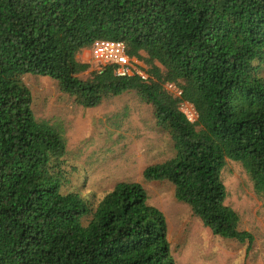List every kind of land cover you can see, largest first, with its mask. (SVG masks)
I'll use <instances>...</instances> for the list:
<instances>
[{
  "label": "trees",
  "instance_id": "trees-1",
  "mask_svg": "<svg viewBox=\"0 0 264 264\" xmlns=\"http://www.w3.org/2000/svg\"><path fill=\"white\" fill-rule=\"evenodd\" d=\"M98 40L123 41L148 77L108 65L83 78L79 54ZM263 68L264 0H0V264H175L142 182L98 202L68 189L64 129L36 118L25 75L52 78L85 108L134 91L175 151L143 179L169 182L214 235L251 246L222 171L239 162L264 197Z\"/></svg>",
  "mask_w": 264,
  "mask_h": 264
},
{
  "label": "rangeland",
  "instance_id": "rangeland-1",
  "mask_svg": "<svg viewBox=\"0 0 264 264\" xmlns=\"http://www.w3.org/2000/svg\"><path fill=\"white\" fill-rule=\"evenodd\" d=\"M91 53L88 59L86 55L79 57L91 65L82 73L83 78L96 69ZM137 61L147 67L144 61ZM24 81L33 95L36 118L64 129L71 170L69 190L98 202L118 182H142L149 203L165 213L175 264H264V197L255 192L239 162L228 160L222 179L228 191L226 203L241 214L242 228L255 237L251 246L214 235L189 205L176 200L169 182L143 179L147 166L171 158L175 151L169 134L156 126L152 106L134 91L85 108L50 77L27 74ZM183 104V111L193 110L192 105Z\"/></svg>",
  "mask_w": 264,
  "mask_h": 264
},
{
  "label": "built area",
  "instance_id": "built-area-1",
  "mask_svg": "<svg viewBox=\"0 0 264 264\" xmlns=\"http://www.w3.org/2000/svg\"><path fill=\"white\" fill-rule=\"evenodd\" d=\"M92 57L95 62V68L98 70H101L108 65H114L117 76L124 77L138 74L142 76V78L148 77L142 66L139 65L137 61L138 59L130 57L127 51V46L123 41H96L92 46ZM166 87L177 96L182 94V91L172 83H168ZM183 105L188 106L189 103L184 102ZM192 108L193 110L184 112L190 120L195 121L197 118V113L193 106Z\"/></svg>",
  "mask_w": 264,
  "mask_h": 264
},
{
  "label": "crops",
  "instance_id": "crops-1",
  "mask_svg": "<svg viewBox=\"0 0 264 264\" xmlns=\"http://www.w3.org/2000/svg\"><path fill=\"white\" fill-rule=\"evenodd\" d=\"M91 49L92 48H86V49H84L83 51H82V53L79 55V57H81V55H86V56H88L87 57V59L89 58V56H90V53H91ZM91 56H92V53H91ZM85 62V61H84ZM87 62V61H86Z\"/></svg>",
  "mask_w": 264,
  "mask_h": 264
}]
</instances>
